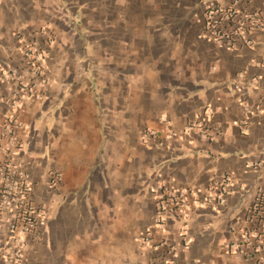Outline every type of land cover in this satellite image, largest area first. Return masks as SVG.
I'll return each mask as SVG.
<instances>
[{
  "label": "crops",
  "instance_id": "0c3cea01",
  "mask_svg": "<svg viewBox=\"0 0 264 264\" xmlns=\"http://www.w3.org/2000/svg\"><path fill=\"white\" fill-rule=\"evenodd\" d=\"M235 1L0 0V164L17 120L15 163L46 212L25 264H163V241L176 264H258L228 245L264 188V23L235 46L205 26L208 6ZM238 5L264 22V0ZM194 121L204 128L187 131ZM169 181L191 191L190 215L164 214L159 229L156 187ZM12 219L0 210V260Z\"/></svg>",
  "mask_w": 264,
  "mask_h": 264
},
{
  "label": "built area",
  "instance_id": "2783aa9c",
  "mask_svg": "<svg viewBox=\"0 0 264 264\" xmlns=\"http://www.w3.org/2000/svg\"><path fill=\"white\" fill-rule=\"evenodd\" d=\"M250 2L251 0H246ZM239 0L231 5L211 4L205 11V26L213 38L218 42H225L235 46L239 42L247 45H253L249 37L263 26V17L260 10L247 6H239ZM26 62L31 71L36 76L43 75L42 55L38 50L28 48L25 52ZM41 82H45L42 79ZM210 115L211 112H208ZM162 121H166L162 118ZM203 121H194L186 125L187 131L196 128L203 129ZM21 127L17 120L10 122L6 130L10 136L11 149L7 152L6 159L0 164V210L11 212L13 219L10 223L11 237L7 241L11 251L3 254L0 264H25L23 249L26 247L28 237L35 233L42 226L46 215L44 208H38L32 201V185L28 181V176L21 171L15 163V157L18 155L20 143L16 136V129ZM178 136L176 131H171L165 141L170 142ZM145 141L160 139L159 132L156 129H145L143 132ZM52 181L59 185L62 181V174L58 171L52 173ZM225 177L218 186L221 188L220 202H225V196L228 193ZM158 201V227L163 229L165 226L164 214L174 216L180 215L182 218H189V212L184 211L189 207L191 191L184 188H178L173 181L161 183L156 187ZM247 226L242 232L238 243L229 244L228 247L242 249H252L257 256L258 264H264V188L260 189L253 205L250 207L246 217ZM186 228L183 226L181 234L185 235ZM188 245L189 241L185 240ZM160 258L163 264H176L172 259L175 255V247L165 241L158 244Z\"/></svg>",
  "mask_w": 264,
  "mask_h": 264
}]
</instances>
